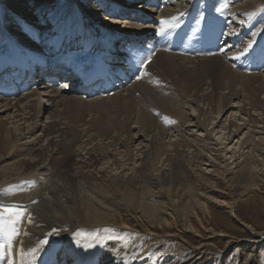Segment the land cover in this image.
<instances>
[{
    "label": "bare ground",
    "instance_id": "6f19581e",
    "mask_svg": "<svg viewBox=\"0 0 264 264\" xmlns=\"http://www.w3.org/2000/svg\"><path fill=\"white\" fill-rule=\"evenodd\" d=\"M57 1L2 0L0 54L52 66L68 45L72 51L70 42H78L88 26L111 39L113 33H143L155 38L147 42L154 45L162 35L160 21L172 16L180 21L196 0H165L160 11L146 0ZM210 2L222 6L229 18L225 45L216 54L191 57L182 51L190 48L183 41L159 52L149 49L151 61L134 83L91 100L79 97L74 85L54 88L43 81L37 91L12 100L0 95V210L26 213L11 241L0 234V264H123L126 257H117L114 249L109 255L86 250L93 233L113 229L117 235L127 229L122 210L138 211L150 228L164 232L179 225L200 234L196 219L212 242L230 238L221 224L233 230L234 219L248 235L237 242L252 252L245 263L254 262L264 232H253L238 218V199L224 201L213 187L220 179L228 191L243 195L264 187V69L252 73V61L246 60L261 53L264 0ZM60 6L68 10L62 13ZM137 12L156 25L136 27L131 15ZM167 30L172 28L163 33ZM123 39L116 40L113 57H120ZM3 71L10 70L0 67ZM85 116L92 118L85 123ZM208 165L210 172L203 169ZM212 203L227 209L231 219L216 220ZM60 229H65L63 237L46 238ZM81 230L87 238L74 239ZM45 238L49 243L34 259L22 254ZM69 238L74 241L63 248L61 239ZM205 251L206 245H199L188 262L200 264Z\"/></svg>",
    "mask_w": 264,
    "mask_h": 264
},
{
    "label": "rangeland",
    "instance_id": "374dc122",
    "mask_svg": "<svg viewBox=\"0 0 264 264\" xmlns=\"http://www.w3.org/2000/svg\"><path fill=\"white\" fill-rule=\"evenodd\" d=\"M1 3L2 0H0V4ZM67 10L68 8L66 9V6H60V11L62 13ZM1 13L2 11L0 7V14ZM100 20L102 21L101 18ZM79 97L83 96L80 95ZM91 118L92 116H85L84 122L87 123ZM206 168H208L209 172L212 171L209 165L203 167L204 170H206ZM225 184L226 181L224 179H220L213 187V189L221 193L220 197L224 201H226V198L227 200L229 199L228 201H230L231 197L235 200L238 199V218L249 224L252 227L251 229L253 230V232H264V187L261 192L250 191L246 195H243L240 191L235 193L233 191H228ZM166 201L167 195L164 193L162 194V202L164 203ZM216 206L217 204L215 203L209 205V210L211 211V213L216 215V220L221 219L222 221L224 220L228 222L230 217L228 215L227 209L221 207L217 208ZM121 213L123 214L122 216L127 229H123V232L120 231L117 235H114L116 233H105L104 231H102L103 233L100 231L93 233L90 236L88 242H86V250L88 249L87 247L91 242V245H93L94 247L92 246L91 251L88 250V252H92V254L95 255L99 253L97 252L98 250H101L102 254L109 255L111 254V249H114V253L118 251L116 253L117 257H126L124 258L126 263L124 262L123 264H134L137 260H139V262H141L142 264H190L188 261L195 254L196 248H198L199 245H206V251L200 261V264H246L245 261L247 260L248 262V260H250L249 258L252 255V252H250V248L239 246L237 244L239 240L244 243L243 240H245L248 235L245 233V231H243L240 223H235V220L231 218L230 221L234 231L230 229L227 224L225 225L224 222H222L221 224L224 227L223 230H227L230 238H222L221 236H219V238L214 239L212 242V240H208L210 234L201 229L200 222L198 221V224L197 220H194V218L193 220L195 226L197 230L200 231V234H197L195 232H184L185 230L181 226L179 227V225L174 226L173 228H167L164 232L160 229H153L152 227L150 228L147 220L143 218L142 215L136 210H122ZM64 230L60 229L52 233L48 232L46 234V238H49L50 236H54L55 238L57 236L63 237ZM151 233L156 236H151ZM167 235H176V237L166 238L165 236ZM108 236L115 238H110L112 240L110 241L107 249L106 246H104V240H106ZM76 237L78 239V236L74 235V239ZM72 238L65 240L61 239L63 248L67 243H71V241H74V239ZM102 246L104 247L102 248ZM83 248H85V245L83 246ZM46 249L47 247L42 248L43 251H48L50 248H48L47 250ZM161 251H163L164 255L163 253H160ZM256 255L257 257L252 264H264V241L262 247H260ZM35 262H37V260ZM114 264L120 263L115 262Z\"/></svg>",
    "mask_w": 264,
    "mask_h": 264
},
{
    "label": "snow or ice",
    "instance_id": "6c2138e0",
    "mask_svg": "<svg viewBox=\"0 0 264 264\" xmlns=\"http://www.w3.org/2000/svg\"><path fill=\"white\" fill-rule=\"evenodd\" d=\"M262 11H264V7L261 8ZM255 13H248L249 18L254 16ZM178 22V17L172 16L169 19L161 20L160 24L162 27L160 28V31L163 33L166 28L171 29L172 27L176 26V23ZM252 45H248V49H250ZM260 55L264 57V50L261 51ZM148 60L151 59V54L147 57ZM157 83H159L157 81ZM166 123H174L175 121L171 120L168 117L163 118ZM26 218V213L22 209H15V208H8L5 207L3 210H0V234L7 237L9 241L16 235H18L17 229L15 225L22 219ZM29 222L30 218H29ZM105 233H111L114 232L113 229H104ZM78 237L81 238H87L86 234L83 232V230L76 233ZM109 238H115V237H109ZM49 241L47 239L40 240L36 247L31 248L26 254L22 253L23 255H26V257H32L35 258L36 254L38 253L40 247L47 244ZM93 245L89 244L88 247H92ZM28 264H31L30 261H28Z\"/></svg>",
    "mask_w": 264,
    "mask_h": 264
}]
</instances>
